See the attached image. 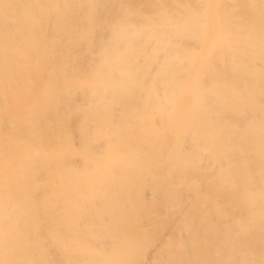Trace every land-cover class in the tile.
I'll return each instance as SVG.
<instances>
[{
	"label": "bare ground",
	"instance_id": "6f19581e",
	"mask_svg": "<svg viewBox=\"0 0 264 264\" xmlns=\"http://www.w3.org/2000/svg\"><path fill=\"white\" fill-rule=\"evenodd\" d=\"M0 264H264V0H0Z\"/></svg>",
	"mask_w": 264,
	"mask_h": 264
}]
</instances>
